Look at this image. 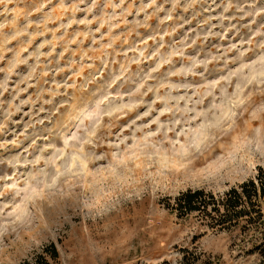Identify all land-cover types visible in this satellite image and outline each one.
Listing matches in <instances>:
<instances>
[{
  "label": "rangeland",
  "instance_id": "374dc122",
  "mask_svg": "<svg viewBox=\"0 0 264 264\" xmlns=\"http://www.w3.org/2000/svg\"><path fill=\"white\" fill-rule=\"evenodd\" d=\"M264 169V0H0V264H261L167 209Z\"/></svg>",
  "mask_w": 264,
  "mask_h": 264
},
{
  "label": "trees",
  "instance_id": "16d2710c",
  "mask_svg": "<svg viewBox=\"0 0 264 264\" xmlns=\"http://www.w3.org/2000/svg\"><path fill=\"white\" fill-rule=\"evenodd\" d=\"M167 209L179 219L196 215L210 230L237 231L249 245L248 253H257L264 264V169L241 185L215 196L204 190H188L173 200ZM59 254L55 245L46 247L33 261L24 264H51ZM181 264H213L196 252H186Z\"/></svg>",
  "mask_w": 264,
  "mask_h": 264
}]
</instances>
